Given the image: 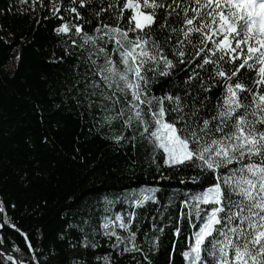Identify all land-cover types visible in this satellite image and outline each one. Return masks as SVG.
Listing matches in <instances>:
<instances>
[{
	"label": "snow or ice",
	"instance_id": "snow-or-ice-1",
	"mask_svg": "<svg viewBox=\"0 0 264 264\" xmlns=\"http://www.w3.org/2000/svg\"><path fill=\"white\" fill-rule=\"evenodd\" d=\"M39 5L61 21L56 34L84 53L77 103L97 107L96 123L116 145L144 148L161 179L185 176L195 185L175 213L176 194L162 204L158 186L105 197L101 234L112 251L96 259L154 264L167 228L175 237L172 264L186 226L183 264H264V0ZM117 203L126 207L117 211ZM77 243L100 246L87 236Z\"/></svg>",
	"mask_w": 264,
	"mask_h": 264
},
{
	"label": "trees",
	"instance_id": "trees-1",
	"mask_svg": "<svg viewBox=\"0 0 264 264\" xmlns=\"http://www.w3.org/2000/svg\"><path fill=\"white\" fill-rule=\"evenodd\" d=\"M43 2L49 5V0ZM30 5L31 0H0L1 240L24 264H103L96 257L112 251L101 234L105 197L158 186L162 204L176 194V207L169 209L175 213L182 193L195 185L185 176L168 178L164 173L161 179L144 148L138 145L133 151L108 138L107 126L96 123L97 107L77 103L83 100L77 87L84 85L76 82L86 70L77 57L84 53L56 34L61 21L46 18L48 7L41 8L37 0L33 13ZM122 207L116 204L117 211ZM187 231L182 228L172 264H183L180 252ZM85 236L100 246L77 243ZM174 239L166 228L154 264H169ZM0 264L13 261L0 253Z\"/></svg>",
	"mask_w": 264,
	"mask_h": 264
},
{
	"label": "water",
	"instance_id": "water-1",
	"mask_svg": "<svg viewBox=\"0 0 264 264\" xmlns=\"http://www.w3.org/2000/svg\"><path fill=\"white\" fill-rule=\"evenodd\" d=\"M3 219H4V213H0V224H3ZM1 230H2V227H0V253L2 255H4L5 257H7L8 255L13 256L15 261L18 264V262L21 261V260H20V258L18 256V254L14 250L7 248L3 244L2 240H1Z\"/></svg>",
	"mask_w": 264,
	"mask_h": 264
},
{
	"label": "rangeland",
	"instance_id": "rangeland-1",
	"mask_svg": "<svg viewBox=\"0 0 264 264\" xmlns=\"http://www.w3.org/2000/svg\"><path fill=\"white\" fill-rule=\"evenodd\" d=\"M36 11H34L33 13H35ZM103 224V223H102Z\"/></svg>",
	"mask_w": 264,
	"mask_h": 264
}]
</instances>
